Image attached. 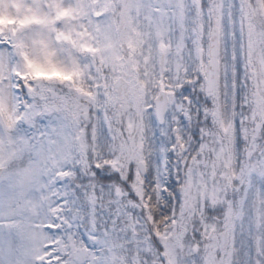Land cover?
Instances as JSON below:
<instances>
[{
  "label": "snow or ice",
  "instance_id": "1",
  "mask_svg": "<svg viewBox=\"0 0 264 264\" xmlns=\"http://www.w3.org/2000/svg\"><path fill=\"white\" fill-rule=\"evenodd\" d=\"M0 264H264V0H0Z\"/></svg>",
  "mask_w": 264,
  "mask_h": 264
}]
</instances>
